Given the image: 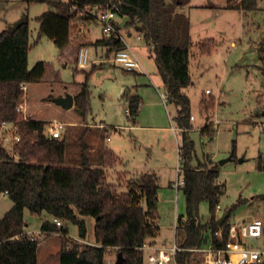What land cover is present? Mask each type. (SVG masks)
Returning <instances> with one entry per match:
<instances>
[{
	"label": "rangeland",
	"instance_id": "obj_1",
	"mask_svg": "<svg viewBox=\"0 0 264 264\" xmlns=\"http://www.w3.org/2000/svg\"><path fill=\"white\" fill-rule=\"evenodd\" d=\"M56 1L67 0H0V30L5 20L27 17L30 40L32 43L36 41L28 53V67L38 61L46 62L42 80L26 86V95L23 94L20 103L25 106L26 100L29 107L27 111L23 109L21 116L27 117L30 113L49 119L45 120L47 123L50 119L63 122L64 164L79 165L84 153L91 166L105 168L107 181L116 185L118 193L127 191L129 179L145 171L154 172L159 185V231L151 239L156 244L167 243L169 246L174 242L180 243L183 233L176 226L180 216L186 217V205L182 189L175 185L178 179L183 178V156L178 148L182 135L176 122L177 105L170 100L160 105L145 103L142 83L145 84L143 87L152 89L157 85L159 91L165 92L157 74L149 69H146L147 75L125 71L105 61L86 68L77 66L75 59L68 61L66 67L64 62L60 63L57 59L60 49L46 36L38 37V17L56 10ZM193 1L206 6L193 13L189 54L191 80L182 89L190 99L189 112L194 116L187 132L193 143L190 164L195 166L210 159L217 165V184L223 192L219 200L221 208L216 210L218 217L236 204L229 221L261 218L264 222V131L258 125L264 123V74L258 54V46L264 42V0H258L257 9L247 13L221 7L226 0ZM77 20H73L75 28ZM99 27V23H93L91 30L100 35ZM128 27L120 28L123 36ZM205 38H212L214 45L201 52L198 42L206 41ZM135 52L139 59L148 61L151 68L148 50L141 47ZM83 81L88 85L90 99V108L85 115L74 106L64 108L54 101L64 85L76 87ZM131 82L139 83L136 93L139 92L145 100L135 117V127L127 128L124 126L132 125L133 121L126 116L125 106L120 100H126L127 93H122ZM206 89L210 93H205ZM206 123L211 132L202 134L200 129ZM114 125L122 128H114ZM16 127L19 130L18 125ZM0 144L12 150L13 144L5 143L1 136ZM226 157L230 159L219 162ZM11 205L10 198L2 194L0 217ZM198 215L203 221L210 215L205 200L199 203ZM48 216L46 212L30 213L26 208L24 219L28 225L25 229L41 231L42 219ZM83 218L87 224V236L82 242L94 243V218ZM66 226L68 238H78L77 225L66 222ZM38 239L37 264H59L56 254L60 237L53 233ZM258 243L264 248V232ZM116 255V249L110 247L104 258L114 264ZM202 258L201 253H192L191 264H203Z\"/></svg>",
	"mask_w": 264,
	"mask_h": 264
},
{
	"label": "trees",
	"instance_id": "obj_2",
	"mask_svg": "<svg viewBox=\"0 0 264 264\" xmlns=\"http://www.w3.org/2000/svg\"><path fill=\"white\" fill-rule=\"evenodd\" d=\"M30 1V0H28ZM43 1V0H36ZM189 0H67L56 1V10L38 17V37L46 36L62 49L72 42L75 30L73 20L92 19L78 11L97 5L111 7L121 18L127 16L125 26L138 25L152 53L158 73L165 86L169 100L177 105L176 122L181 129L182 141L179 151L183 158L184 184L180 187L185 197L186 217L180 216L176 226L183 233L178 243L185 248L176 252L178 264H191L192 251L188 248L212 243L224 246L228 238L229 216L217 223L216 205L222 195L217 184V165L207 162L190 164L193 150L188 137L191 128L189 97L182 91L190 83L189 54L191 47L190 19L179 10ZM75 6V8H73ZM258 0H227L226 8L244 13L257 9ZM30 40L28 22L13 31L8 27L0 31V124L13 122L19 127L20 139L12 150L0 144V196L6 194L12 205L0 217V264H37L40 240L30 238L25 231L28 223L24 210L49 216L42 219L43 236L58 233L60 247L57 252L59 264H111L104 255L108 248H115L124 258L122 264H142L145 251L142 246L159 231L157 222L158 181L154 172H142L126 183V192H117L116 185L106 179L104 167L91 166L82 154L79 165L64 164L65 143L61 138L49 137L43 130L45 120L22 117L16 110L22 101V83L42 80L46 62L38 61L28 67ZM96 43L108 46V51L124 47L119 37H103ZM214 45L212 38L199 44L201 52ZM264 74V42L258 46ZM76 60V58H75ZM75 105L83 115L88 112L89 88L86 81L74 96ZM203 108H206L201 101ZM141 107L137 94L128 97L127 116L135 122ZM202 134L211 132L209 124L200 129ZM205 200L210 215L203 221L198 206ZM83 217L94 218V243L71 240L66 222L76 224L78 238L86 239L87 224ZM54 219L60 221L57 224ZM221 229V235L215 231Z\"/></svg>",
	"mask_w": 264,
	"mask_h": 264
},
{
	"label": "built area",
	"instance_id": "obj_3",
	"mask_svg": "<svg viewBox=\"0 0 264 264\" xmlns=\"http://www.w3.org/2000/svg\"><path fill=\"white\" fill-rule=\"evenodd\" d=\"M75 8V6H73ZM86 13L92 19L98 21L101 25L103 37L115 35L124 42L122 35L119 32L117 23L122 18L115 11V4L111 7L100 8L97 5L90 6L85 10H79L78 15ZM77 19V18H76ZM117 19L118 22H117ZM141 37V35H138ZM123 48L117 49L112 54V60L120 64L124 69L132 71L140 67V63L134 52L125 43ZM88 63V47L84 44L80 45L76 54V64L79 67H85ZM25 91L26 83L21 85ZM205 93H210L209 89ZM164 101L167 100L166 94H163ZM24 106L18 103L16 110L22 112ZM193 118V115H190ZM259 128L264 131V123L260 122ZM65 124L56 119H50L46 123L43 132L49 137L61 138L62 130ZM0 136L5 143H16L20 139V133L13 122L2 121L0 124ZM184 184V179L180 178L175 182L176 188ZM220 204L216 205V210L220 209ZM57 224L60 221L54 219ZM264 222L261 218H253L251 220H240L232 222L228 228V238L224 246H214L212 243H207L202 246L188 248L190 251L201 253L203 264H264V248L258 243V238L263 235ZM30 238L43 237L41 231L29 232ZM215 234L220 236L221 229L215 231ZM81 241L84 239L77 238ZM142 248L145 251V256L142 264H178L176 260V252L185 248L181 247L177 242L170 246L160 245L154 246L150 243H145Z\"/></svg>",
	"mask_w": 264,
	"mask_h": 264
},
{
	"label": "crops",
	"instance_id": "obj_4",
	"mask_svg": "<svg viewBox=\"0 0 264 264\" xmlns=\"http://www.w3.org/2000/svg\"><path fill=\"white\" fill-rule=\"evenodd\" d=\"M226 3H227V0L226 2L221 6L223 8H226ZM206 5L205 4H201V3H195L193 0H189L188 3L184 4V5H181L179 7V10L184 12L190 19V35H191V39H192V27H193V20H192V17H193V13L198 9V8H203L205 7ZM238 10V9H237ZM241 11V10H240ZM243 12V11H242ZM19 17V16H17ZM17 18H14L13 20H5V23L3 24V28L4 29L5 27H8V25H11ZM76 20V19H75ZM119 19H117V22H118ZM78 21V24H77V27L75 28V23H72L75 30L73 31V34H72V42L70 44H68L67 46H65L64 48L60 49L59 50V53H58V61L61 63V62H64L65 63V67H66V63L70 60H73L76 58V54H77V50L80 45H82L84 43V45H86L88 47V63L87 65L85 66L88 67L90 65H93L94 63L96 62H100V61H105V63L109 64V65H117L119 66L120 68H122L123 70L125 71H129V70H126L124 69L120 64L114 62L112 60V54L113 52L115 51H108V46L106 45H101L99 43H96L98 40L102 39L103 38V35H102V32H101V25H100V35H96L92 30H91V25L93 23H99L98 21L94 20V19H87V20H84V19H80L77 20ZM75 22V21H74ZM120 22V20H119ZM100 24V23H99ZM1 31V30H0ZM119 32L120 34L122 35V31L121 29H119ZM92 33V34H91ZM125 36L122 35V38L124 40V42L129 46V48L134 52V54L136 55L137 57V54L135 52V49L136 48H144L146 50H148V58H150V62H151V68L149 67L148 65V61L146 60H142V59H139L138 57V60H139V63H140V67L136 70H132L130 72H140V73H144V74H147V70L146 69H149L152 71V73H156L157 74V77L159 78L160 82L163 84V81L161 79V76L159 75L158 73V69H157V65L155 63V60H154V55L152 53V46L151 45H148L146 43V41L144 40L143 36H142V33L138 30L135 29V25L134 26H129L128 29H126L125 31ZM136 35L135 37H133V35ZM141 35V37H139L138 35ZM206 39V38H205ZM124 43V44H125ZM198 43H201V42H198ZM79 45V46H78ZM125 46V45H124ZM151 59L154 61V63L151 61ZM190 62V60H189ZM150 64V63H149ZM156 66V67H155ZM148 67V68H147ZM154 69V70H153ZM148 75V74H147ZM137 79V78H136ZM149 79L151 80V78L149 77ZM41 81V80H40ZM40 81H37L35 83H39ZM82 83V82H81ZM81 83H79V86H68V85H64L63 86V90L59 91L55 97H58V96H62L64 95L65 93H70L73 95V105L71 107H75L76 110H78L77 106L75 105V101H74V96L80 91V88H81ZM27 84L29 83H26V86ZM137 84L139 83H135V82H131V84L129 86H126L124 88V91L122 93V95H125L126 94V97L124 100V102H122V100H120L122 104H124L125 106V114L127 116V108H128V97L130 95H133V94H137L140 99H141V105L144 104V100L146 99L145 103H150L151 105H160L162 102L165 104L166 101L169 100V97L168 95L166 94V91L165 92H161L159 91L158 89V86L156 85V88L155 89H152L150 87H143V85H145L144 83H142V90H143V93L145 94V99L140 95V93H136L138 90H139V87L137 86ZM137 86V88H136ZM164 86V84H163ZM27 88V87H26ZM26 88H25V91H26ZM140 88V89H141ZM146 88H150V90L148 91H145ZM165 88V86H164ZM24 91V94L26 95V92ZM163 94H166V97H167V100L164 101L163 99ZM26 97V96H25ZM143 99V101H142ZM25 100V99H24ZM24 110L27 111V107H29V104L27 103V101L25 100L24 101ZM89 105H90V99H89ZM141 108V107H140ZM140 111V110H139ZM30 116H27V117H30V118H33V119H41V120H49V119H44V118H38V117H35L33 116V114H30L28 113ZM138 116V115H137ZM128 117V116H127ZM126 117V118H127ZM129 118V117H128ZM127 118V119H128ZM194 119V116L193 118H190V121ZM208 119V117H207ZM135 122H133L132 125H125L124 127H127V128H133L135 127ZM208 124V123H206ZM205 124V125H206ZM114 128H122L120 126H117V125H114L113 126ZM181 130V129H180ZM4 196H6V194H3ZM25 231L27 233H29L28 230L25 229ZM56 235L59 236L58 233H54ZM77 239V238H76ZM148 243L154 245V246H160V245H166V246H169L167 243H161V244H156V242L152 239H149L148 240ZM59 250V249H58Z\"/></svg>",
	"mask_w": 264,
	"mask_h": 264
},
{
	"label": "water",
	"instance_id": "obj_5",
	"mask_svg": "<svg viewBox=\"0 0 264 264\" xmlns=\"http://www.w3.org/2000/svg\"><path fill=\"white\" fill-rule=\"evenodd\" d=\"M128 20V17L125 16L122 18V20L120 22L117 23V26L119 28L124 27L126 25V22ZM27 22V17L25 16H21L20 18H18L16 21H14L11 25L8 26V29L13 31L15 28H17L19 25L26 23ZM135 29L140 31L141 27L138 25H135ZM54 101L61 105L64 108H70L73 105V95L70 93H65L62 96H58L54 98ZM230 157H226L224 159H221L219 162L223 163L226 160H229ZM229 215V211H226L225 213H223L221 216L218 217L217 219V223L220 225L222 223V221L228 217ZM124 261V258L122 256L121 252H118L116 255V260L114 262V264H122Z\"/></svg>",
	"mask_w": 264,
	"mask_h": 264
}]
</instances>
